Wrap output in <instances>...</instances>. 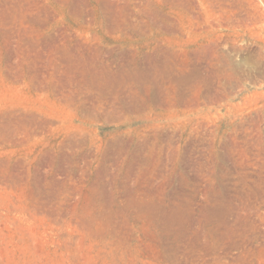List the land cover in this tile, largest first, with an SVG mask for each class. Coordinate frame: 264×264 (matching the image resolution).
Instances as JSON below:
<instances>
[{
    "label": "rangeland",
    "instance_id": "374dc122",
    "mask_svg": "<svg viewBox=\"0 0 264 264\" xmlns=\"http://www.w3.org/2000/svg\"><path fill=\"white\" fill-rule=\"evenodd\" d=\"M252 63L264 0H0V264H264Z\"/></svg>",
    "mask_w": 264,
    "mask_h": 264
},
{
    "label": "bare ground",
    "instance_id": "6f19581e",
    "mask_svg": "<svg viewBox=\"0 0 264 264\" xmlns=\"http://www.w3.org/2000/svg\"><path fill=\"white\" fill-rule=\"evenodd\" d=\"M113 4V3H112ZM202 28V27H201ZM178 34V33H177ZM206 47V46H205ZM198 53V52H197ZM250 57V56H249ZM246 58V57H245ZM246 60V59H245ZM245 60H242V61H245ZM247 61V60H246ZM252 61V60H251ZM241 62V61H240ZM249 62V61H248ZM240 64V63H239ZM244 64V63H243ZM246 65H248L247 64V62L245 63ZM254 63H252V64H250V66L248 67L251 71H254L253 73V77L252 78H255V79H258V78H260V77H263L264 78V69L263 70H260V69H258L259 67H256V66H258V65H253ZM236 66V65H235ZM244 66V65H243ZM256 67V68H255ZM198 69V68H197ZM256 69H258V70H256ZM249 71V70H248ZM188 73H190V72H188ZM158 74V73H157ZM132 75H133V73H132ZM195 75H197V74H195ZM252 75V74H251ZM148 76V75H147ZM185 76V75H184ZM134 77V76H133ZM186 77V76H185ZM131 79V78H130ZM173 79V78H172ZM182 80V79H181ZM188 80V79H187ZM154 81V80H153ZM179 81V80H178ZM180 82V81H179ZM191 82V81H190ZM155 85V84H154ZM187 85V84H186ZM206 86V85H205ZM113 88V87H112ZM114 89V88H113ZM179 89V88H178ZM123 90V89H122ZM205 91V90H204ZM108 114V113H107ZM108 116V115H107Z\"/></svg>",
    "mask_w": 264,
    "mask_h": 264
}]
</instances>
